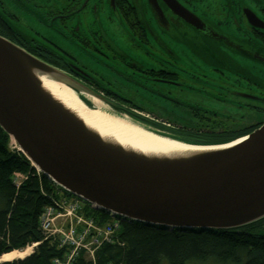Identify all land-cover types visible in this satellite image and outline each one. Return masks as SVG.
I'll return each mask as SVG.
<instances>
[{"label":"water","instance_id":"obj_1","mask_svg":"<svg viewBox=\"0 0 264 264\" xmlns=\"http://www.w3.org/2000/svg\"><path fill=\"white\" fill-rule=\"evenodd\" d=\"M155 4L156 0H149ZM196 26L176 0H162ZM158 13L163 17L158 8ZM39 75L71 89L87 109L157 137L196 147L182 155H147L88 126L44 89ZM0 128L31 165L91 208L168 230L240 229L264 219V123L242 138L191 144L121 114L82 83L0 37ZM264 236V232H263Z\"/></svg>","mask_w":264,"mask_h":264},{"label":"flooded vegetation","instance_id":"obj_2","mask_svg":"<svg viewBox=\"0 0 264 264\" xmlns=\"http://www.w3.org/2000/svg\"><path fill=\"white\" fill-rule=\"evenodd\" d=\"M51 1L44 0L43 6L49 9L46 13L52 21L50 27H54L57 21L54 34L65 35L57 30L66 28L68 31L64 26L66 18L75 17L81 23L82 19L84 22L91 16L92 23L86 25L84 29L74 27L75 34L70 33L71 44L77 43L74 40L76 39L83 48L90 47V52L96 57L97 63H102L103 60H120L124 71L103 64L111 71L109 76L114 74L119 76L125 83H130L136 93L145 92L146 95L143 94L142 99L137 100V96L121 94L111 87L113 85L111 81L104 84L91 76L77 64L65 48H62L59 44V40L62 39L58 36L46 37L39 34L40 38L37 40L23 35L11 25L9 20L13 19L12 15L4 7L2 0L0 14L14 33L0 26V37L76 79L106 100L113 109L139 114L142 117L144 115L135 109L139 105L153 106V109H156L167 108L172 104L174 108H198L201 111L206 108L205 97L209 96L211 101L208 107L226 105L234 108L236 114L229 116L227 121L230 127H234V131L248 132L252 128L258 129L264 123V86L255 82L256 77L251 72L260 73L255 70L259 68L262 69L261 74H264V0H176L199 19L196 26L172 13L162 0H156V6L149 0H68L66 6L59 4L61 0ZM158 8L163 17L159 15ZM145 15L150 16V19L146 20ZM101 19L113 24L131 49L142 52L145 61H133L129 55L115 51L104 35L100 34V31L103 32ZM58 20L63 24L58 23ZM151 25L159 33L174 32L178 36L179 33L186 34L194 44L199 45L201 55L220 54L229 59H233L234 56L247 58L255 67L247 70L237 64L231 69L227 68L226 72L231 75H227L225 80L222 77L224 71L212 63H198L190 56L188 62L193 66V70L190 71L187 66L180 64V56L159 41ZM32 32L36 33L33 30ZM147 33L153 34V41L162 52L154 50V46L147 39ZM187 45L193 46L190 45V40ZM222 48L226 50L223 51ZM159 54L162 57L159 58ZM99 56H105L106 59ZM231 77H234L235 82ZM136 78H141L145 82H139ZM241 80L244 83H241ZM237 84H240L241 88ZM241 126L244 127L240 129Z\"/></svg>","mask_w":264,"mask_h":264},{"label":"trees","instance_id":"obj_3","mask_svg":"<svg viewBox=\"0 0 264 264\" xmlns=\"http://www.w3.org/2000/svg\"><path fill=\"white\" fill-rule=\"evenodd\" d=\"M0 26L14 33L1 14ZM135 109L144 116L114 111L191 144L226 143L254 130L234 131L227 124L228 118H221L209 108L201 111L184 107L170 111L166 107L153 109V106ZM17 177L22 178L19 185L15 183ZM57 196L58 187L31 166L0 128V258L37 245L31 255L0 264H53L54 259L65 256L68 249L60 248L57 238H46L40 228L44 209L54 205ZM82 213L87 219L92 218L97 227L109 224L112 219L120 223L110 242H103L96 250L95 264H162L164 261L167 264H264V219L229 231L168 230L112 217L86 204L82 205ZM84 259L85 253L81 251L76 264H89Z\"/></svg>","mask_w":264,"mask_h":264},{"label":"rangeland","instance_id":"obj_4","mask_svg":"<svg viewBox=\"0 0 264 264\" xmlns=\"http://www.w3.org/2000/svg\"><path fill=\"white\" fill-rule=\"evenodd\" d=\"M43 1L44 0H2L4 7L7 9L9 14L12 15L13 19L9 20L11 25L17 30H19L23 35L33 37L37 40L40 38L39 34H41V36L43 35L46 37H51V36L55 37L56 35L58 36V38L62 39V40H59V44L62 46V48H65L74 57L78 65L82 66L91 76L100 80L101 83L107 84V82L111 81L113 84L111 87L113 89H116L121 94H124L127 96H137V100L142 99L143 94L146 95L145 92L144 93L134 92L133 89L135 88L131 86L130 83H125L123 79L120 78L119 76L115 74L113 76H109V74H111V71L106 66H104V64L114 67L115 69L119 71H124L122 63H120V60H117V61L103 60L102 63H97L95 60L96 57L93 56L90 52V47L83 48V46H81L82 44L79 45L76 39L74 40L77 43L71 44L70 33L75 34L76 31L73 30L74 27L76 28L79 27L80 29H84L86 25L92 23L93 18L91 16L87 17L86 21L84 20V22L82 19L81 23L80 21L78 22L77 18L75 17L71 19L66 18L64 20V26L67 27L69 32L66 30V28L63 27L64 30L59 28L57 31L63 34L65 33V35L54 34L55 28L57 27L56 26L57 21H55L54 27H50V23H52V21H50V17H47L46 11L48 8L43 6ZM67 1L68 0H61L59 4L60 5L65 4L63 6H66ZM52 9H54V6H52ZM145 19L149 20L150 16L147 17L145 15ZM58 23L63 24L61 23V20H58ZM101 25L103 29V32L100 31L101 36L104 35L105 39L110 43L112 48H115V51H119V52L124 53L125 55H129L131 58H133L132 59L133 61H137V62L145 61L142 52L137 51V50L135 52L133 49H131L127 45L125 40L120 36L119 32L116 30V27L113 24L107 23L106 21H103L101 19ZM151 27L153 26L151 25ZM32 30L38 34L36 35V33H33ZM154 30H155L154 32L157 38L159 39V41L164 43L167 49L173 51L175 54L180 56L181 57L179 60L180 64L187 66V69H189L190 71L193 70V66L188 62V59H190V56L191 58L195 59L198 63L199 62L207 63V64L212 63L213 66L217 67L221 71H224V76L222 77L225 80L227 78V75H231L230 73L226 72L227 68L231 69L234 65H237V64L241 65L240 67H242L243 69H247V70L255 67V64L252 63V61L247 58L245 59L242 57L234 56L233 59H229L225 55H220V54L201 55L202 52H201V49L199 48V45L194 44L193 41L187 37L186 34L179 33V36H178L174 32L173 33H170V32L159 33L157 29L154 28ZM152 35L153 34H150V33L146 34L148 41L154 46V50L158 51L159 53L162 52L160 48L156 46V44L154 43ZM188 40H190V45H193V46L189 47L187 45ZM222 50L224 51L226 50V48H222ZM182 53H184L185 55ZM99 57L102 59H106L105 56H99ZM158 57L160 58L162 57V55L159 54ZM255 70L260 72V73H257V72L251 71L252 74L256 77L255 82L264 86V74H261L262 69L255 68ZM238 71L239 70H236V72ZM206 73H208V71H206ZM136 79L139 82H145V80L141 78H136ZM231 79H233V81L235 82L234 77L233 78L231 77ZM240 82L244 83L243 80H241ZM237 85L239 86V88H241L240 84H237ZM122 86L126 87V89H120V88H123ZM209 98H210L209 96L205 97V99H207V100H204L206 102L205 107L209 108L210 110L216 111L221 118H228L229 116H233L234 114H236V111L234 110L233 107H229L226 105H222V107H219L218 105L216 106L211 105V107H208L207 105L209 104V101H211ZM136 102L139 104H142L139 101H136ZM139 107H145V106L139 105ZM167 108H168L167 110H170V111H174L176 109L174 108L172 104H170ZM238 113L241 115L240 112ZM21 180L22 178L18 180L19 183L21 182ZM18 181H16L17 185H18ZM60 194H63V193H60ZM64 221H65L64 219H59L54 227V230H56L57 228L66 229L67 222L65 223ZM30 248L31 250L29 252V255L33 253L35 247L30 246ZM1 262H6V261H0V263ZM162 264H167V262L164 261ZM188 264H216V263L214 262H206V263L191 262Z\"/></svg>","mask_w":264,"mask_h":264},{"label":"bare ground","instance_id":"obj_5","mask_svg":"<svg viewBox=\"0 0 264 264\" xmlns=\"http://www.w3.org/2000/svg\"><path fill=\"white\" fill-rule=\"evenodd\" d=\"M39 79L45 90L66 108L78 115L88 126L103 135L113 136L127 147L147 155H182L198 149L157 137L129 121L112 116L100 102H95V110L87 109L85 105L79 102V98L68 87L55 83L46 76L39 75ZM30 250L31 248L28 247L23 251H13L2 256L0 261L11 262L16 259H23L29 255ZM83 253L87 252L83 250Z\"/></svg>","mask_w":264,"mask_h":264},{"label":"built area","instance_id":"obj_6","mask_svg":"<svg viewBox=\"0 0 264 264\" xmlns=\"http://www.w3.org/2000/svg\"><path fill=\"white\" fill-rule=\"evenodd\" d=\"M82 205L81 201L60 194L54 205L46 207L40 217V227L46 238H57L59 247L69 250L62 259H55L53 264H76L83 250L87 252L89 260L94 261L96 248L103 242H110L112 235L120 228L116 219L97 227L92 218L87 219L83 215ZM59 219L67 222L66 229L54 230Z\"/></svg>","mask_w":264,"mask_h":264}]
</instances>
